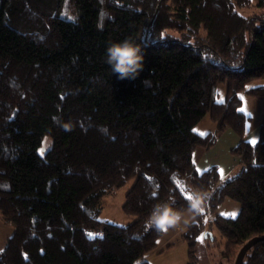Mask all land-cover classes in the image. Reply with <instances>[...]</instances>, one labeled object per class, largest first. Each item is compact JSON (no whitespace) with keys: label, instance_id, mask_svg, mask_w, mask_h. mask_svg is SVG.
Masks as SVG:
<instances>
[{"label":"trees","instance_id":"trees-1","mask_svg":"<svg viewBox=\"0 0 264 264\" xmlns=\"http://www.w3.org/2000/svg\"><path fill=\"white\" fill-rule=\"evenodd\" d=\"M129 38L145 67L121 80L105 52ZM258 80L264 0H0V216L15 227L0 264H149L164 235L146 223L153 206L174 200L185 213L195 192L208 195L183 235L188 264L215 228L235 263L264 235V121L256 144L243 140L240 98L263 100L264 86H250ZM207 114L217 131L201 136ZM228 129L242 166L221 181L193 154ZM132 178L123 211L135 219L101 220L104 196ZM226 201L239 214L206 225ZM243 264H264V241Z\"/></svg>","mask_w":264,"mask_h":264},{"label":"rangeland","instance_id":"rangeland-1","mask_svg":"<svg viewBox=\"0 0 264 264\" xmlns=\"http://www.w3.org/2000/svg\"><path fill=\"white\" fill-rule=\"evenodd\" d=\"M70 6L68 10H70ZM71 12H65L63 15L70 16ZM226 88L225 85H222L220 87L221 96L223 94V90ZM216 100L219 102V98L217 96ZM210 115L207 114L205 117L206 122L201 128L195 127V131L197 130L202 131L204 128H206V123L211 124L212 122L210 119ZM204 119V120H205ZM202 120V122L204 121ZM228 133L224 135V137L219 141L218 145L209 150H204L200 147L196 148L193 154V160L194 162L198 163V166L202 165V162H199L200 156L203 154H206V161H209L212 163L211 165L218 166L219 171L223 170V175L226 174L227 171H229L231 165L235 163V161H238V159L231 153V145L234 144L236 140V135L232 130H228ZM234 139V142L230 143V139ZM52 141L51 138L46 137L44 139L42 148L40 149V153L44 154L50 147H51ZM205 157V158H206ZM135 182V179H130L123 187L119 188L112 194L104 196L102 200V211L100 213L99 218L101 220L108 221L110 223H114L117 225H124L132 220L135 219V217L127 215L123 211V205L126 200V194L130 187ZM240 212V205L238 202L235 201H228V203H224L220 206V208L217 210L215 214H211L210 218H214L216 214L220 213L221 215L225 217H236ZM190 212L188 211V213ZM15 232V227L12 223L2 221L0 216V251H2L7 244L9 243L10 238L13 236ZM101 235V234H100ZM213 238L217 239V241L208 240L205 239V237H200L197 245H196V256L198 258L199 264H234L232 261L226 262L225 259L222 257V252L224 249V239L221 237L220 232L215 228L213 230Z\"/></svg>","mask_w":264,"mask_h":264},{"label":"crops","instance_id":"crops-1","mask_svg":"<svg viewBox=\"0 0 264 264\" xmlns=\"http://www.w3.org/2000/svg\"><path fill=\"white\" fill-rule=\"evenodd\" d=\"M250 86L251 87L264 86V80L255 81ZM221 91L222 90H220L219 88V92H218L219 102L224 101L226 97L227 87L223 90L222 96H221ZM240 98H241V111L247 117V122L245 125V134H244L243 140L254 145L259 140L260 130H261V127L264 121V99L259 100L253 96H250L248 93H241ZM205 117L203 118V120L205 119ZM209 119L212 121L210 122L211 124L206 123V128H204L202 131L197 130V133L199 135L205 136L207 134L217 131V124L213 122L211 117ZM205 122H206V119L203 122L201 121L197 125V128H201L205 124ZM228 130L221 132L218 135L215 143L211 147H208V148L200 147V148L204 150H209V151L210 149L215 148L218 145L219 141L224 137V135L228 133L227 132ZM253 141H256V143H253ZM229 142L230 143L234 142V139L231 138ZM239 143H240V138L236 135V140L234 144L231 145L232 154H233V150L239 145ZM205 157H206V154L202 153V155L199 158V162H202L201 163L202 165H200V167L198 166V163L194 162L199 172L206 171L213 167H217L219 170L218 166L216 165L212 166L211 165L212 163H210L209 161H206L207 157L206 158ZM241 166L242 164L240 161H235V163L231 165L229 171H227L225 175L221 176V181H225L232 174H234L239 168H241ZM225 203H228V201H226ZM186 213L188 212H185L183 214L185 216L190 215ZM217 215H221V214L218 213L216 214V216ZM216 216L213 219L210 218V215L207 216L204 220L206 225H208L209 222L213 221L216 218ZM194 223H196V217L187 226L181 224L176 228H170L167 231H165L164 235L159 240V247L157 251H155L153 254L147 257V261L149 262V264H188L189 263L188 246L183 240V235L185 234V232H187L188 227ZM207 231H210L213 234V231L206 229L205 232ZM205 232H203V235L201 237L204 236ZM207 239L210 240L209 237Z\"/></svg>","mask_w":264,"mask_h":264},{"label":"clouds","instance_id":"clouds-1","mask_svg":"<svg viewBox=\"0 0 264 264\" xmlns=\"http://www.w3.org/2000/svg\"><path fill=\"white\" fill-rule=\"evenodd\" d=\"M144 60L145 53L142 47L130 38L112 43L106 48L105 62L109 65L111 72L121 80L137 79L145 67ZM143 83L148 85V79ZM207 195L205 192L193 194V199L189 203L190 215L188 216L176 209L174 200L157 203L153 206L146 223L157 232H165L181 224L187 226L199 214L202 202L207 199Z\"/></svg>","mask_w":264,"mask_h":264},{"label":"water","instance_id":"water-1","mask_svg":"<svg viewBox=\"0 0 264 264\" xmlns=\"http://www.w3.org/2000/svg\"><path fill=\"white\" fill-rule=\"evenodd\" d=\"M204 237L207 239L208 237L210 240H213V234L210 231H207L204 233ZM264 241V235L262 236H257L249 240L239 251L235 263L234 264H243L244 258L247 254V252L254 247L256 244L263 242Z\"/></svg>","mask_w":264,"mask_h":264},{"label":"snow or ice","instance_id":"snow-or-ice-1","mask_svg":"<svg viewBox=\"0 0 264 264\" xmlns=\"http://www.w3.org/2000/svg\"><path fill=\"white\" fill-rule=\"evenodd\" d=\"M253 143H256V141H253ZM220 175L223 176V170H220ZM188 199H191V197H188Z\"/></svg>","mask_w":264,"mask_h":264}]
</instances>
